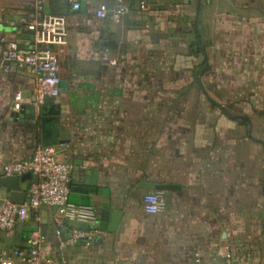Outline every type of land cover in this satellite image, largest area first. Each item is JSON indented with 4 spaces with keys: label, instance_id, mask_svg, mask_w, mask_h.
<instances>
[{
    "label": "crops",
    "instance_id": "obj_1",
    "mask_svg": "<svg viewBox=\"0 0 264 264\" xmlns=\"http://www.w3.org/2000/svg\"><path fill=\"white\" fill-rule=\"evenodd\" d=\"M140 1L115 23L94 14L115 0H89L79 11L71 0H47L49 13L68 18L69 32L65 44L52 46L62 92L43 104L60 111L64 143L57 145L68 155L70 201L99 215L93 243L55 255L70 264H193L197 254L200 264H264V113L247 101L230 108L223 104L231 101L200 95L218 84L214 70L203 73L206 85L201 79L200 65L214 53L203 40L239 38L262 50L264 0H145L146 10ZM32 7V0H0V50L3 38L32 47L23 29ZM34 89L30 69L0 71V177L5 163L43 144L40 124L13 120L15 94L34 105ZM149 191L162 195L157 214L144 209ZM0 198L10 199L2 186ZM40 213L57 246L55 208ZM39 226L31 212L0 231V253L26 247Z\"/></svg>",
    "mask_w": 264,
    "mask_h": 264
},
{
    "label": "built area",
    "instance_id": "obj_2",
    "mask_svg": "<svg viewBox=\"0 0 264 264\" xmlns=\"http://www.w3.org/2000/svg\"><path fill=\"white\" fill-rule=\"evenodd\" d=\"M33 7L23 20V29L33 35L31 48H23L15 41L2 39L0 50V71L13 74L22 69H30L35 78V89L29 101L41 106L47 98L58 97L62 92L59 58L52 46L66 43L69 21L65 15H54L47 11V0H32ZM89 0H71L72 10L79 11ZM134 0H115L114 5L101 3L94 14L98 19L115 23L122 21L130 12ZM143 10L148 2L140 1ZM106 59V58H105ZM116 64L115 60H109ZM25 103L21 91L15 94L14 109L20 111ZM32 173L23 203L8 198H0V231L15 228L20 220L27 219L31 212L40 226L31 231L26 239V247H13L0 253V264H70L62 256L57 259L55 253L63 252L78 244L90 245L96 239L99 230V215L93 205L76 204L70 201L71 171L67 152L59 145H39L27 159L9 161L3 166L4 176H22ZM55 208V235L57 246L47 240L42 229L41 208ZM162 195L158 191H149L144 196V209L148 214H157L164 209ZM69 230L65 236L64 232ZM196 255L193 264H200Z\"/></svg>",
    "mask_w": 264,
    "mask_h": 264
},
{
    "label": "rangeland",
    "instance_id": "obj_3",
    "mask_svg": "<svg viewBox=\"0 0 264 264\" xmlns=\"http://www.w3.org/2000/svg\"><path fill=\"white\" fill-rule=\"evenodd\" d=\"M202 43L205 49L211 47L214 53L205 58L207 64L200 71L201 79L206 85L208 78L203 77V73L214 70L218 84L213 88L205 86L200 95L203 96L206 92L223 103L225 100L231 101L222 103L230 108L235 103L247 101L253 110L264 113V46L261 50L254 42L250 46L249 41L239 38L232 41L222 38L206 39ZM247 48L251 52L247 53Z\"/></svg>",
    "mask_w": 264,
    "mask_h": 264
},
{
    "label": "water",
    "instance_id": "obj_4",
    "mask_svg": "<svg viewBox=\"0 0 264 264\" xmlns=\"http://www.w3.org/2000/svg\"><path fill=\"white\" fill-rule=\"evenodd\" d=\"M84 8V4L82 6ZM60 111L55 107L42 104L37 110L35 105H23L19 112H15L13 120H21L31 124L39 125L42 129V140L45 146L57 145L64 141L57 138ZM32 173H26L22 176H2L0 177V186L5 187L9 192V198L16 203H23L26 198V189ZM149 190H170L176 189V185L171 184H151L144 185Z\"/></svg>",
    "mask_w": 264,
    "mask_h": 264
},
{
    "label": "trees",
    "instance_id": "obj_5",
    "mask_svg": "<svg viewBox=\"0 0 264 264\" xmlns=\"http://www.w3.org/2000/svg\"><path fill=\"white\" fill-rule=\"evenodd\" d=\"M205 55V54H204ZM205 57H206V55H205ZM206 64H207V59L200 65V67L202 68V69H204V67L206 66Z\"/></svg>",
    "mask_w": 264,
    "mask_h": 264
}]
</instances>
